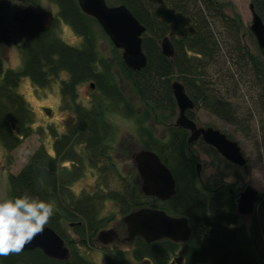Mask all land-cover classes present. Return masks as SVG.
Segmentation results:
<instances>
[{
	"label": "trees",
	"instance_id": "trees-1",
	"mask_svg": "<svg viewBox=\"0 0 264 264\" xmlns=\"http://www.w3.org/2000/svg\"><path fill=\"white\" fill-rule=\"evenodd\" d=\"M25 1L37 4V0ZM51 1L57 11L50 28L27 35L19 44L21 64L17 69L3 70L0 66V144L11 150L33 132V112L16 90L20 79L27 77L35 87L43 88L60 73H66L67 78L59 81V95L61 109L71 114L67 126L61 133L49 128L52 153L39 144L20 170L8 175V190L10 198L28 193L55 203L57 211L47 226L62 238L68 248V258H48L34 248L0 256V264H92L77 247L91 249L97 232L114 219L113 215L98 216L99 206L105 200L114 201L120 215L144 206L187 218L190 235L183 243L167 239L144 242L134 237L129 251L134 261L169 264L181 258L180 264H264V194L258 195L257 209L254 206L248 226L239 224L236 195L231 185L221 183L210 191L207 201L205 192L197 184L195 158L187 152L190 145L186 141L187 131L174 125L168 128L165 140L153 138L144 126L148 119L146 112L142 115L134 112L133 105L122 95L115 80L114 69L130 82L144 104L150 109L168 112L170 116L176 108L170 83L177 80L192 100L193 107L199 101L211 113L229 119L230 114L224 112L226 100L209 89L207 76L219 56L217 38L207 23V16L226 20L227 25L232 22L221 11V3L163 0L166 6L187 16L195 30L184 37L169 36L173 48L169 59L159 47V39L168 34V25L154 16V4L149 0H118V4L125 5L144 26L140 47L145 65L133 70L122 61L111 43L112 62L99 54L95 33L99 25L81 12L76 0ZM248 1L264 24V0ZM56 20L68 25L81 38L79 46L68 45L54 34L52 27ZM241 52L240 61L248 64L259 89L256 100L261 109L264 150V50L260 48L258 57L243 56L245 52ZM85 82L91 89L86 105L76 101L77 87ZM115 111L134 121L143 137L140 148L154 151L171 171L175 193L170 199L160 201L145 196L136 202V189L131 184L122 185L118 190L105 189L106 174L117 173L110 154L113 130L107 120V115ZM187 116L191 118L190 112ZM95 167L103 173L99 179L102 187L93 193L74 194L70 190L71 183L81 177L85 168ZM67 229L75 235V240L70 238ZM102 249L110 264H128L122 250Z\"/></svg>",
	"mask_w": 264,
	"mask_h": 264
},
{
	"label": "rangeland",
	"instance_id": "rangeland-1",
	"mask_svg": "<svg viewBox=\"0 0 264 264\" xmlns=\"http://www.w3.org/2000/svg\"><path fill=\"white\" fill-rule=\"evenodd\" d=\"M107 5H116L118 0H104ZM221 3V11L226 20H215L207 16V23L215 32L219 56L210 66L207 75L209 77L208 87L215 95L226 100L225 114H230L229 119H223L207 110L202 102H197L190 111L191 119L198 127L211 126L225 135L226 138L235 141L244 157L245 163L237 166L226 161L213 147L206 144L201 138L191 142L187 152L195 158L198 164L196 173L197 184L205 192L206 200H209L210 191L215 190L221 183L231 185L236 198L238 193L245 187L251 186L258 194H264V150L262 139V117L261 109L257 103L258 86L254 82L248 64L241 63L239 56L258 57L260 48L256 39L249 29L251 24V13L248 0H215ZM37 9L49 10L56 16V5L51 0H37ZM28 1L0 0V66L17 69L21 64V55L18 50L20 43L27 39V35L21 32L12 19L14 10L23 8ZM30 4V3H29ZM52 31L63 42L72 46H79L81 38L73 30L60 20H56ZM96 44L99 54L112 62L111 42L101 30L95 27ZM118 54L120 50L114 48ZM115 80L122 95L131 102L133 110L137 114L146 112L148 119L144 126L153 138L165 140L168 128L174 126L178 117L177 108H174L173 115L168 112H160L150 109L144 104L133 90L130 82L123 79L118 71L114 69ZM67 78L66 73H60L46 87H35L27 77L20 79L17 85V92L24 98L26 104L33 112V132L21 143L11 150H6L0 144V199L10 198L8 190V175L16 174L28 157L33 153L39 144H42L48 153H52V139L49 128L61 133L65 130L70 111L62 110L59 95V81ZM91 89L87 82L77 87L76 101L87 104ZM223 112V113H224ZM107 120L112 126L113 137L111 139L110 154L115 163L117 173L106 174L107 183L105 189H119L122 185L131 184L136 189V202L142 201L144 195L140 191V180L132 160V154L142 149L143 137L139 135L138 126L131 118L125 117L122 112L115 111L107 115ZM68 165V162H65ZM103 173L95 168H85L81 177L70 185L74 194L82 192L93 193L98 187H102L100 178ZM121 177V178H120ZM209 212L212 207L208 202ZM255 209L257 206L255 205ZM113 215L103 229H113L115 240L110 245H115L124 253L125 262L128 264H147L132 260L130 256V244L125 241V226L121 222L122 215L118 213L117 204L111 200H105L99 206V217ZM239 215V214H238ZM250 215H239V224L249 225ZM69 231L70 238L75 240V235ZM101 244L94 241V247L87 249L78 246L79 253L92 264H110L105 256ZM109 245V246H110ZM108 249V248H106ZM171 264V263H169ZM206 264V263H202Z\"/></svg>",
	"mask_w": 264,
	"mask_h": 264
},
{
	"label": "water",
	"instance_id": "water-1",
	"mask_svg": "<svg viewBox=\"0 0 264 264\" xmlns=\"http://www.w3.org/2000/svg\"><path fill=\"white\" fill-rule=\"evenodd\" d=\"M24 1V0H18ZM154 4V16L168 25V34L159 39L161 53L171 58L173 48L169 36L184 37L195 32L190 19L180 12L166 6L163 0H149ZM81 12L92 17L101 30L108 37L112 46L120 50L122 61L131 69L138 70L145 65V55L141 50L142 26L131 12L122 3L107 5L104 0H76ZM251 13L250 31L256 42L264 50V24L249 4ZM53 15L49 10L37 9L33 4H26L23 8L14 10L12 19L17 28L31 35L48 30L53 22ZM92 88V84L90 83ZM171 94L178 111L174 125L187 131V143L201 138L206 144L213 147L226 161L242 166L245 163L241 150L235 141L225 137L217 129L207 125L198 127L187 116L193 108V102L184 91L183 85L172 80ZM132 160L140 180V191L144 196L154 197L160 201L170 199L175 193V181L169 168L161 162L157 154L148 149H139L132 154ZM198 171V164L196 165ZM258 193L251 186H245L236 198V213L250 215L258 199ZM122 224L125 226V241L131 242L139 237L144 242L167 239L175 243L188 240L190 227L185 216H172L161 209L139 207L122 215ZM115 237L113 229H101L97 232L95 241L107 244ZM38 248L48 258L66 260L68 248L50 227L46 226L43 234L38 235L23 250ZM180 264L181 258L170 263Z\"/></svg>",
	"mask_w": 264,
	"mask_h": 264
},
{
	"label": "clouds",
	"instance_id": "clouds-1",
	"mask_svg": "<svg viewBox=\"0 0 264 264\" xmlns=\"http://www.w3.org/2000/svg\"><path fill=\"white\" fill-rule=\"evenodd\" d=\"M57 211L54 202L25 193L0 199V256L19 254L38 235Z\"/></svg>",
	"mask_w": 264,
	"mask_h": 264
},
{
	"label": "flooded vegetation",
	"instance_id": "flooded-vegetation-1",
	"mask_svg": "<svg viewBox=\"0 0 264 264\" xmlns=\"http://www.w3.org/2000/svg\"><path fill=\"white\" fill-rule=\"evenodd\" d=\"M113 240H115V238H113ZM94 241H95V239H94ZM131 242H132V241H131ZM131 242H129V244H130ZM109 243H110V242H109ZM109 245H110V244H108V243L105 244V245H104V244H101L99 247H100L101 249H102V248H105V249L108 248V249L112 250V249L115 248V249H117V250H121L120 248L116 247L115 245H110V246H109ZM93 247H94V242H93ZM102 252H103V250H102Z\"/></svg>",
	"mask_w": 264,
	"mask_h": 264
}]
</instances>
